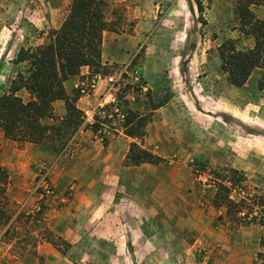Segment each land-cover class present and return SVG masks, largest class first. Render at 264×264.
<instances>
[{
    "label": "rangeland",
    "instance_id": "1",
    "mask_svg": "<svg viewBox=\"0 0 264 264\" xmlns=\"http://www.w3.org/2000/svg\"><path fill=\"white\" fill-rule=\"evenodd\" d=\"M195 1L191 12L187 0H102L99 67L64 83L83 125L63 151L0 128V264H264V228L214 206L231 170L264 194V57L231 85L219 49L254 47L247 0H198L201 16ZM71 4L0 0V96L27 68L20 49L47 43ZM248 9L264 21L263 5ZM133 144L159 162L131 165Z\"/></svg>",
    "mask_w": 264,
    "mask_h": 264
},
{
    "label": "trees",
    "instance_id": "2",
    "mask_svg": "<svg viewBox=\"0 0 264 264\" xmlns=\"http://www.w3.org/2000/svg\"><path fill=\"white\" fill-rule=\"evenodd\" d=\"M187 3L193 12L191 0H187ZM195 4L201 16L204 7L198 0ZM251 4L264 6V0H247V4L240 9L244 26H248L243 31L253 37L254 47L238 51L229 41L219 49L221 70L235 87L244 85L264 57V21L253 18L248 9ZM102 8V0H72L69 15L58 30H53L47 36V43L35 49H20L15 62L25 64L27 68L16 74L8 91L0 96V128L6 139L44 145L52 152L59 153L82 127V113L76 106L78 95L70 97L64 83L77 76L84 66L99 67L102 33L105 29ZM21 91L28 94L26 101L19 96ZM56 101L64 102L65 106V116L60 120H56L54 115L53 104ZM45 120L54 122L46 123ZM128 162L133 166L156 164L159 158L133 144ZM231 172L230 180H233L234 175L232 187L216 183L214 206L225 204L233 208L234 220L240 226L257 224L264 228V194L245 192L244 175L236 170ZM233 186L237 196L234 201L229 196ZM260 243L264 246V236Z\"/></svg>",
    "mask_w": 264,
    "mask_h": 264
},
{
    "label": "built area",
    "instance_id": "3",
    "mask_svg": "<svg viewBox=\"0 0 264 264\" xmlns=\"http://www.w3.org/2000/svg\"><path fill=\"white\" fill-rule=\"evenodd\" d=\"M91 121H92L91 117H86L85 118V123H91Z\"/></svg>",
    "mask_w": 264,
    "mask_h": 264
}]
</instances>
